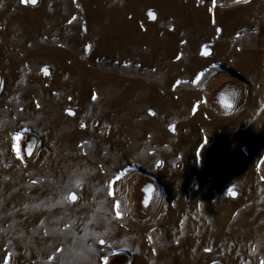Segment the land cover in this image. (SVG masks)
Masks as SVG:
<instances>
[{
    "label": "rangeland",
    "instance_id": "rangeland-1",
    "mask_svg": "<svg viewBox=\"0 0 264 264\" xmlns=\"http://www.w3.org/2000/svg\"><path fill=\"white\" fill-rule=\"evenodd\" d=\"M165 1L0 0V264H264V0Z\"/></svg>",
    "mask_w": 264,
    "mask_h": 264
},
{
    "label": "bare ground",
    "instance_id": "bare-ground-1",
    "mask_svg": "<svg viewBox=\"0 0 264 264\" xmlns=\"http://www.w3.org/2000/svg\"><path fill=\"white\" fill-rule=\"evenodd\" d=\"M164 2H165V4L166 5H168V3L164 0ZM211 17H212V15H211ZM210 17V18H211ZM193 18V17H192ZM206 18V21L209 19L210 20V18H208V17H205ZM96 20V19H95ZM191 20V19H190ZM192 21V20H191ZM213 24V23H212ZM224 25V24H223ZM210 29V28H209ZM208 29V30H209ZM232 29V28H231ZM232 31V30H231ZM116 32V31H115ZM112 39H113V37H112ZM117 39V38H116ZM132 38L130 37H128L127 35H121V36H119V44H122V45H127V47H126V49L127 50H129V51H131L132 49H131V47L132 46H134V44L135 45H137V46H141V43L140 42H138L137 40H131ZM115 40V39H114ZM109 42V41H108ZM114 42H116V41H114ZM151 42H154V41H151ZM111 44H113V42L111 43ZM256 44H257V42H256ZM155 46V45H154ZM154 46H152L150 49H152ZM142 47V46H141ZM140 47V48H141ZM143 48H145V47H143ZM142 48V49H143ZM146 49H147V47H146ZM223 49V48H222ZM221 49V50H222ZM224 49H225V47H224ZM145 50V49H144ZM226 51V50H225ZM228 52H229V50H228ZM223 53H225V52H223ZM226 54V53H225ZM235 55V54H234ZM250 57L249 58H247V59H245V60H243V62H245L246 64H248V62H250ZM252 61V60H251ZM240 62V61H239ZM243 62H242V65H243ZM259 75V74H258ZM88 90V89H87ZM145 89L143 88L142 89V91H144ZM149 92H147L146 94H148L149 95V97H148V101H149V103L150 104H155V103H157V104H159V108H156V110H159V112H161V114H164L163 116H165V115H167V114H170L171 113V111L172 110H177L178 109V107H180L178 104L179 103H170L169 101H167V100H169V98H166V100H164V99H160L159 97H156L155 96V93H156V91L155 90H148ZM152 91V92H151ZM145 92V91H144ZM152 93V94H151ZM142 97H144L143 95L141 96V98ZM126 101V100H125ZM147 101V102H148ZM141 102H143V100H141ZM140 102V103H141ZM147 102H144V103H146V104H148ZM170 103V104H169ZM103 106H105L106 107V104L105 105H103ZM103 108V107H102ZM101 108V109H102ZM184 111V110H183ZM136 112L137 113H140L141 111H138V110H136ZM191 112V111H190ZM187 113V112H186ZM183 114V113H182ZM192 116V115H191ZM154 128H155V130L156 129H158V130H160L161 131V128H160V124L157 122V123H155L154 124ZM157 131V130H156ZM50 134V133H49ZM77 133H75L74 135H76ZM140 134H141V131H139V129H138V131H128V135L126 134V132H125V135H126V137L127 138H130V137H135V139H137L139 136H140ZM73 135V136H74ZM135 135V136H134ZM121 136V135H120ZM122 136H124V134H122ZM249 137V136H248ZM89 138V137H88ZM115 138V137H114ZM123 138V137H122ZM126 139V138H125ZM223 139V138H222ZM241 139V138H240ZM92 140V139H91ZM123 140V139H122ZM124 141V140H123ZM239 142V141H238ZM241 142V141H240ZM109 143V142H108ZM106 145V144H105ZM121 145V144H120ZM128 146V145H127ZM215 146H217L216 144H215ZM232 146V145H231ZM258 146V145H257ZM116 147V146H115ZM235 147V146H234ZM251 147H253V146H251ZM246 148V147H245ZM233 149V148H232ZM235 149V148H234ZM233 149V150H234ZM237 149V148H236ZM250 149V148H249ZM128 150H131V151H135L136 152V147H134V145L132 144V146L128 149ZM233 150H231V151H233ZM238 150V149H237ZM131 151H125V157H128V156H131L132 154H131ZM224 151V150H223ZM228 151V150H227ZM255 151H257V150H255ZM213 153L214 154H212L211 156H212V158L209 160V159H207L208 161H206V165H205V172L207 173V174H210L211 176L213 175V178L215 179V180H219L220 178H225V180H227V181H229V178H231L232 176L231 175H236V174H238V170L236 169V172H234V171H232V169H229V168H227V166L228 165H225V162L223 161L222 162V165H219V161H218V155H219V151L217 150V147L215 148V150L213 151ZM222 153V152H221ZM229 153V152H228ZM227 153V154H228ZM234 153V152H233ZM247 153H249V152H247ZM235 154L238 156V157H240L239 156V154L235 151ZM241 154V153H240ZM247 155V154H246ZM220 156V155H219ZM237 156H235V158L237 159ZM243 156V155H242ZM226 157V156H225ZM231 157V156H230ZM233 157V156H232ZM255 158V157H254ZM246 159H248V158H246ZM246 159H242V160H245L246 161ZM257 159V158H256ZM225 160H229V158L228 157H226L225 158ZM231 160H233V159H231ZM240 160V162H242L241 161V159H239ZM239 160L238 161H235V162H239ZM230 162V161H229ZM253 163V162H252ZM109 164H111V163H109ZM211 164V165H210ZM231 164H232V162H231ZM250 164V163H249ZM230 165V164H229ZM238 165V164H237ZM212 166V167H211ZM252 166V165H251ZM234 168V167H233ZM88 169V168H87ZM240 169V168H239ZM92 170V171H91ZM243 170H244V168H243ZM89 171H91L92 172V174H91V176L92 177H94V176H97L98 174H97V172H95V171H93V168H91V167H89ZM242 171V170H241ZM234 172V173H233ZM247 173V172H246ZM247 176V175H246ZM245 177V176H244ZM234 179V178H233ZM98 180V179H97ZM97 180H94L93 182H95V181H97ZM104 180V179H103ZM222 180V179H221ZM250 180V179H249ZM99 181V180H98ZM257 181V180H256ZM231 182V181H230ZM233 183V182H232ZM257 183V182H256ZM99 187V186H98ZM98 187H96V189L98 188ZM52 189H50V193L51 194H56V191H52ZM94 191V190H93ZM46 197V196H45ZM34 199V198H33ZM24 200H26V199H24ZM42 203V202H41ZM110 203V202H109ZM108 204V203H107ZM38 206H39V204H38ZM81 206V203H78L76 206H75V208L77 207V208H79ZM70 211V210H69ZM74 211V213L75 214H72L71 215V213H70V215H69V217L71 218L70 219V221H75V219H76V221L74 222V227H72L73 229L71 230V231H69V237L68 238H65L66 236H65V232H63V231H60V229H57V230H59L60 232H58V233H60V235H61V237H59L58 236V234H56L57 235V237H55V239H56V241H57V239L59 240V241H61V242H64V240H67V242L70 240L71 241V243H77V240H80V238H81V236H82V230L81 231H79L78 233H77V231L75 230V226L79 223V222H81V221H85V220H89L90 221V213H88V216H87V219L85 218V216L84 215H80V214H78V212H77V210L75 209V210H73ZM73 211H72V213H73ZM57 216L59 215V217H60V221L62 222V219H65L66 217H67V215L64 213V212H61L60 213V211H53ZM62 213L63 214H65L64 215V217L62 218ZM90 214V215H89ZM33 215V214H32ZM97 216V218H98V223L100 224L103 220L104 221H106L104 218H102V216H100V215H96ZM109 220V219H108ZM69 221V222H70ZM68 222V221H67ZM109 222V221H108ZM66 223V222H65ZM65 223H63V225L65 224ZM96 223H97V221H96ZM62 224V223H61ZM85 224H86V222H85ZM89 224H90V222H89ZM99 224H97V225H99ZM88 224H86V226H87ZM91 225V224H90ZM95 225V224H94ZM109 225H111V224H109ZM61 226V225H60ZM85 226V225H84ZM112 226H114L115 228H113V229H117L118 227L113 223L112 224ZM90 227V226H89ZM95 227V226H94ZM111 227V226H110ZM104 229V228H103ZM111 229V228H110ZM101 230V229H100ZM96 233V232H95ZM68 234V233H67ZM94 234V233H93ZM106 234V233H105ZM55 235V234H54ZM55 235V236H56ZM65 236V237H64ZM102 236H104V235H102ZM107 237H109L110 238V235H108ZM112 238V237H111ZM110 240H113V239H110ZM109 240V241H110ZM117 240L118 241H123V234L122 233H119L118 234V236H117ZM124 240H126V238L124 239ZM45 241V240H44ZM54 241V240H53ZM49 242V241H48ZM61 242H59L60 244H61ZM88 242V241H87ZM111 242V241H110ZM107 244V243H106ZM60 246V245H59ZM50 247H51V245H50ZM91 248L93 249V251H94V247L93 246H91ZM86 253H88V251L86 252ZM86 253H84V254H86ZM83 254V255H84ZM90 257V255L88 256V258ZM91 258V257H90ZM90 260V259H89Z\"/></svg>",
    "mask_w": 264,
    "mask_h": 264
},
{
    "label": "snow or ice",
    "instance_id": "snow-or-ice-1",
    "mask_svg": "<svg viewBox=\"0 0 264 264\" xmlns=\"http://www.w3.org/2000/svg\"><path fill=\"white\" fill-rule=\"evenodd\" d=\"M31 3H32V4H35V3H36V0H31ZM71 199H72L73 201H75V200H76V196H75V195H72V196H71ZM100 242H101V243H104L103 240H101Z\"/></svg>",
    "mask_w": 264,
    "mask_h": 264
},
{
    "label": "crops",
    "instance_id": "crops-1",
    "mask_svg": "<svg viewBox=\"0 0 264 264\" xmlns=\"http://www.w3.org/2000/svg\"><path fill=\"white\" fill-rule=\"evenodd\" d=\"M176 102V101H175ZM179 103V102H178ZM205 165H206V162H205ZM205 165L203 166V172H205Z\"/></svg>",
    "mask_w": 264,
    "mask_h": 264
}]
</instances>
